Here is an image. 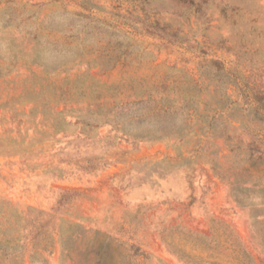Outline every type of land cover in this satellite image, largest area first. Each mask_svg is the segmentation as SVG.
<instances>
[{
    "label": "rangeland",
    "instance_id": "374dc122",
    "mask_svg": "<svg viewBox=\"0 0 264 264\" xmlns=\"http://www.w3.org/2000/svg\"><path fill=\"white\" fill-rule=\"evenodd\" d=\"M214 60L264 99V0H0V264H264L224 134L264 113Z\"/></svg>",
    "mask_w": 264,
    "mask_h": 264
},
{
    "label": "trees",
    "instance_id": "16d2710c",
    "mask_svg": "<svg viewBox=\"0 0 264 264\" xmlns=\"http://www.w3.org/2000/svg\"><path fill=\"white\" fill-rule=\"evenodd\" d=\"M211 66H214L216 72L229 75L231 78L233 77L236 84L239 86L240 92L238 94L242 98L246 97L248 106L256 112L262 111L264 113V99L262 98L263 91L258 90L256 85L251 86L248 83H244L242 78L233 75V73L230 70H227V68L224 67V64L220 61H211ZM152 89H156L155 94L151 91H149V93L147 91H141L139 93L140 102L144 103L146 101L156 103L155 108L151 110V113L156 115L168 114L171 112L172 105L166 103L169 99L171 87L162 84L151 86L150 90ZM178 94V99H174L173 102L175 103L176 100H180L181 108L186 110L189 117L192 118L193 114H196L198 111L195 107V104L197 103V100L195 99L197 92H193L188 88L187 90L180 89ZM224 108L225 107H222L221 111L224 110ZM224 134L231 152L246 153L249 157L248 167L238 169V173L235 175L236 181L232 182L233 186H239L242 189L238 191L241 195H238L241 198L237 197L239 198V202L246 203L248 204L247 206L251 208H254L256 203L259 202L260 205L264 207V186L262 185V180L258 179L255 181L253 179V181H251L253 183L252 188H247L244 187L246 182L238 177V175L241 177L246 173L250 175V178L256 173L258 175L264 174V136L251 134L246 130V127L234 126L233 131H226ZM251 259L253 262V258Z\"/></svg>",
    "mask_w": 264,
    "mask_h": 264
}]
</instances>
